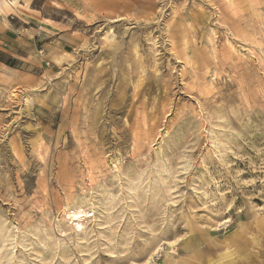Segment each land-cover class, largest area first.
Returning a JSON list of instances; mask_svg holds the SVG:
<instances>
[{
    "label": "rangeland",
    "instance_id": "1",
    "mask_svg": "<svg viewBox=\"0 0 264 264\" xmlns=\"http://www.w3.org/2000/svg\"><path fill=\"white\" fill-rule=\"evenodd\" d=\"M0 264H264V0H0Z\"/></svg>",
    "mask_w": 264,
    "mask_h": 264
},
{
    "label": "bare ground",
    "instance_id": "2",
    "mask_svg": "<svg viewBox=\"0 0 264 264\" xmlns=\"http://www.w3.org/2000/svg\"><path fill=\"white\" fill-rule=\"evenodd\" d=\"M232 252V251H231ZM230 254H232V253H230Z\"/></svg>",
    "mask_w": 264,
    "mask_h": 264
}]
</instances>
